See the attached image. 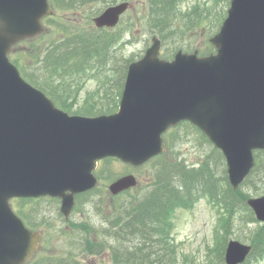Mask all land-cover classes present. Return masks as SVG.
I'll list each match as a JSON object with an SVG mask.
<instances>
[{
    "label": "water",
    "instance_id": "1",
    "mask_svg": "<svg viewBox=\"0 0 264 264\" xmlns=\"http://www.w3.org/2000/svg\"><path fill=\"white\" fill-rule=\"evenodd\" d=\"M130 5L119 3L93 19L115 27ZM52 14L48 0H0V264H26L39 232L13 212L14 198H58L67 218L75 195L98 184L97 162L116 158L138 167L163 153L162 135L182 121L197 127L223 154L228 181L236 190L264 150V0H231L227 17L209 42L207 56L177 52L159 58L152 38L132 62L117 112L70 116L34 88L9 61L12 47L43 32ZM137 184L133 175L112 182L117 195ZM264 222V195L247 199ZM251 246L229 241L226 264H240Z\"/></svg>",
    "mask_w": 264,
    "mask_h": 264
},
{
    "label": "trees",
    "instance_id": "2",
    "mask_svg": "<svg viewBox=\"0 0 264 264\" xmlns=\"http://www.w3.org/2000/svg\"><path fill=\"white\" fill-rule=\"evenodd\" d=\"M50 1L51 3L53 1L55 11L58 9L74 11L72 9L82 8L90 0ZM180 2L181 0H144L145 7L141 23L143 22L142 25L145 26V32L152 36L157 35L162 42H167L168 39L174 40V38L182 40L189 31L193 30V26L202 27L209 10L206 7L196 6L187 12V16H184L179 9ZM53 20L55 19L49 17L45 21L49 23ZM182 23H185V26L181 27ZM57 29V38L43 41L38 51H27V54H23L18 49L22 45H36L38 39H42L44 34L15 46L10 54L12 63L17 66L29 83L44 92L60 109L68 113L73 110L62 98L68 95L72 80L87 75L88 70H96L100 67V70L105 72V81L108 83H104V89H101L103 104L98 107L92 96H87L84 105L74 114L96 116L115 112L122 94L127 67L134 61L133 59L124 60V66L117 64L116 48L119 44L123 45L119 30L117 28L114 30L79 28L64 21L58 23ZM182 49L185 52L191 50ZM212 51L213 47L206 42V47L198 50V53L207 55ZM27 55L32 58L30 63L33 64V68H28L30 63L25 62L29 59ZM162 58L170 59L172 56L163 55ZM179 126L184 128L183 130L186 128L194 130L203 141L208 143L191 124L181 123ZM173 130L165 135L167 147L171 146L170 136L175 132ZM258 153L260 157L263 156L262 163L255 164L245 182L249 181L255 172L264 170V151ZM207 156L209 161L205 158L197 164V167L188 166L184 161H168L164 155L147 163V165L156 163L154 168L157 170L153 180L139 198L130 196L129 192L116 197L118 201L111 208L114 218L107 221L105 229L100 230L101 239L92 242L91 253L98 254V250L102 253L108 248L112 264H168V258H170L169 263L172 264L176 262V250L169 239V214L175 207H187L204 198L227 213H232L237 208L243 211L249 209L246 204L249 195L243 192L242 187L233 191L229 185L222 154L213 148L212 153ZM109 160L113 159L104 161ZM96 175L101 179L103 168L99 169ZM82 195L77 196V199ZM42 199H19L18 202L25 203ZM17 209V214L26 225L35 230V227L28 222L29 216L22 209ZM237 214L236 211L235 215ZM252 219L254 220L253 217ZM224 247L225 244L222 242L216 264H224ZM263 255L264 236H260L258 240L253 241V252L245 263L252 264V258L255 260ZM27 264L81 263L72 255L60 258L36 255Z\"/></svg>",
    "mask_w": 264,
    "mask_h": 264
},
{
    "label": "rangeland",
    "instance_id": "3",
    "mask_svg": "<svg viewBox=\"0 0 264 264\" xmlns=\"http://www.w3.org/2000/svg\"><path fill=\"white\" fill-rule=\"evenodd\" d=\"M90 1L82 8L72 9L74 11L64 9L55 11L54 16H52L55 20L49 23L44 22L43 38L38 39L34 46L22 45L18 50H21L23 54H27V51H38L43 41L56 39L58 23L61 21L79 28H95L92 19L102 10L117 3L129 2L131 8L117 26L123 44H119L116 48L117 64L124 66V60H137L142 57L145 50L150 46L152 37L145 32V26L142 25L143 22L141 23L145 7L144 0ZM229 2L230 0H181L179 9L184 16H187V12L196 6L206 7L209 14L206 16V21L202 27L193 26V30L189 31L182 40L174 38V40L168 39L167 42H162V56H172L178 48H189L193 51L203 50L206 47L208 36L217 31L226 17ZM180 26H185V23L180 24ZM27 57L29 58V55ZM30 59L32 58L25 60V62L30 63L32 61ZM28 68H33V64L30 63ZM105 80V72H102L100 67L96 70H88L87 75L72 80L68 95L62 98L72 108L71 114H74L78 108L84 105L87 96H92L100 107L103 104L101 89H104V83L108 84ZM183 129L179 126L173 130L175 132L170 136L171 146L167 147L163 155L168 161H184L188 166L197 167L198 163L208 158L207 155L212 153L213 147L203 141L194 130ZM262 157L256 153V163H262ZM155 166L156 163L133 168L119 160L98 162L96 171L103 168L99 187L78 199L76 198L75 207L67 220L60 214V202L58 200L43 198L25 203L18 202V200L11 201L15 212H18L17 208L22 209L30 218L28 222L40 232V244L35 256L60 258L65 255H72L81 264H112L108 248L102 253L99 250L98 254L91 253L92 242L101 239L100 230L105 229L107 221L114 218V215L112 217L111 214V208L118 199L112 198L108 194L107 186L112 180L124 174H134L138 184L136 188L129 191V195L139 198L149 186L150 181L153 180L157 170L154 168ZM262 171L259 170L252 174L249 181L242 185L244 193L253 197L264 195V170ZM238 209L240 208L236 209L237 215H235V210L232 213H227L224 209L212 205L204 198L187 207H175L169 214V239H171L176 250V262H172V264H216L221 243L224 242L226 246L230 240L253 246V241L264 236V228L260 222L255 220L250 209L244 211ZM253 259H251L252 264H264V255L258 259ZM169 260L170 258L167 259L168 264H170Z\"/></svg>",
    "mask_w": 264,
    "mask_h": 264
}]
</instances>
